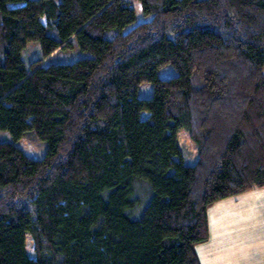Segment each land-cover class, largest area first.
Masks as SVG:
<instances>
[{
	"label": "trees",
	"instance_id": "1",
	"mask_svg": "<svg viewBox=\"0 0 264 264\" xmlns=\"http://www.w3.org/2000/svg\"><path fill=\"white\" fill-rule=\"evenodd\" d=\"M263 71L264 0H0V264H200L209 207L264 188Z\"/></svg>",
	"mask_w": 264,
	"mask_h": 264
},
{
	"label": "crops",
	"instance_id": "2",
	"mask_svg": "<svg viewBox=\"0 0 264 264\" xmlns=\"http://www.w3.org/2000/svg\"><path fill=\"white\" fill-rule=\"evenodd\" d=\"M209 238L196 246L200 264H264V188L215 201Z\"/></svg>",
	"mask_w": 264,
	"mask_h": 264
},
{
	"label": "rangeland",
	"instance_id": "3",
	"mask_svg": "<svg viewBox=\"0 0 264 264\" xmlns=\"http://www.w3.org/2000/svg\"><path fill=\"white\" fill-rule=\"evenodd\" d=\"M135 8L137 19L141 20L143 18L141 7L138 2L132 4ZM40 56V45L36 41L29 42L25 49L21 53V58L28 63L30 60L35 59ZM90 56V52L83 51L78 48V45L73 40L72 46L66 49H61L57 51L49 59V63H67L75 60L78 57ZM264 72V71H263ZM175 73L174 69L167 67L164 70L160 69L158 75L161 77H168ZM152 93V85L150 82H143L139 85L137 95L141 98H148ZM144 115V113H143ZM11 136L8 131L0 130V141H10ZM177 142L180 147L181 155L183 156V161L187 164H193L197 160L196 148L186 132L180 130L177 136ZM21 149H23L31 157H41L43 155L46 143L40 140H30L27 138H22L16 143ZM27 252L29 255L33 256V250L31 246L30 238H27Z\"/></svg>",
	"mask_w": 264,
	"mask_h": 264
}]
</instances>
